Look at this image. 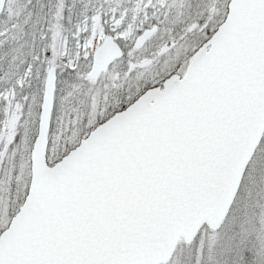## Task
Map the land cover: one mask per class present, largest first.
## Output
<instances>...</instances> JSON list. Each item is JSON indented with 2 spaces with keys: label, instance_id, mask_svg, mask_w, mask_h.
<instances>
[{
  "label": "snow or ice",
  "instance_id": "obj_1",
  "mask_svg": "<svg viewBox=\"0 0 264 264\" xmlns=\"http://www.w3.org/2000/svg\"><path fill=\"white\" fill-rule=\"evenodd\" d=\"M0 264H264V0H0Z\"/></svg>",
  "mask_w": 264,
  "mask_h": 264
}]
</instances>
